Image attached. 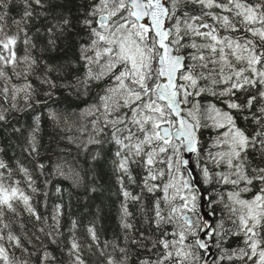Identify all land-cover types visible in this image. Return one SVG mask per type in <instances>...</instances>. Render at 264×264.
<instances>
[{
  "label": "snow or ice",
  "instance_id": "1",
  "mask_svg": "<svg viewBox=\"0 0 264 264\" xmlns=\"http://www.w3.org/2000/svg\"><path fill=\"white\" fill-rule=\"evenodd\" d=\"M16 2L23 5L20 19L9 16ZM56 2L0 0V99L20 97L28 108L30 102L46 104L35 98L29 77L48 85L46 97L55 94L57 84L49 73L64 74L65 69L33 55L38 47L33 36L47 34V47L39 49L44 53L71 31L70 17L54 11ZM41 19L44 25L30 35L33 23ZM78 24L87 35L78 46L82 72L60 86L81 96L94 84L102 89L97 101L79 113L77 131L85 139H68L81 153L91 145L112 146L111 164L123 197L119 225L124 245L115 238L101 241L95 224L85 228L87 239L78 236L73 219L67 229L68 264H88L85 253H98L100 264H129L135 250L148 254L138 257L137 264H198L199 250L211 257L209 250L215 248L222 254L211 264H264V0H88ZM41 65L43 72L38 73ZM46 112L59 126L60 115ZM63 119L68 124V117ZM5 120L0 110V121ZM39 125L37 114L25 148L33 159L39 156ZM202 130L214 132L211 148L202 144ZM190 156L223 170L201 164L202 180H197L187 167ZM100 158L101 148L94 149L91 161ZM46 163L36 161L41 176ZM134 169L139 170V182ZM49 175L70 180L75 187L83 184L77 168L63 158ZM125 180L128 185L139 183L140 192L133 194ZM42 183L38 187L32 171L19 161L13 169L0 158V264H35L31 257L37 251L40 264H55L56 257L36 233L58 243L64 236L63 205L54 203L48 215L41 213L37 205L48 207L52 179ZM205 184L213 191L216 185L230 186L227 200L224 195L216 201L209 198L210 204L223 205L218 220L200 212ZM62 191L53 185L54 195ZM142 193L151 195L150 209ZM37 195L44 199L37 201ZM129 203L137 204L144 223L151 224L147 232L135 228ZM153 228L158 235L151 234ZM232 238L242 246L224 248ZM25 241L37 251L30 252Z\"/></svg>",
  "mask_w": 264,
  "mask_h": 264
},
{
  "label": "trees",
  "instance_id": "2",
  "mask_svg": "<svg viewBox=\"0 0 264 264\" xmlns=\"http://www.w3.org/2000/svg\"><path fill=\"white\" fill-rule=\"evenodd\" d=\"M23 5L16 2L10 6L9 16L10 18L20 19V11ZM88 10V0H57L54 11L57 14L68 15L72 22L71 31H69L65 37L57 40V47L48 52L41 53L39 49L41 47H47L46 39L47 34L44 35L35 34L33 39L37 42V49L33 51L38 59L46 60L54 67L63 66L65 69L64 74H58L56 72H50L49 76L57 84L52 91L55 93L51 98L44 95L49 90L48 85L40 83V81L34 77H29L36 89L35 98L39 100H47L46 104L36 105L32 103V107L28 108L27 103L17 97L16 100L0 99V110L4 111L6 116L5 121H0V158H3L11 168H16V163L28 167L32 171L34 179L37 180V186L43 187L42 181L52 179V184L48 186V207H43L42 204L37 205L41 213L48 215L51 211V205L54 203H61L63 205V216L61 219V230L64 232V236L58 238L57 244L49 242L47 237L42 236L40 233L36 235L41 236V240L47 249L56 257L55 264H68L69 257L66 254L68 247L67 238L69 233L67 231L71 224V221L75 219L78 224L77 235L87 239V233L85 228L91 224H95L97 233L101 237V241L104 239L112 240L113 238L119 240L121 246L124 245L123 233L121 232L119 225L120 204L123 199L120 192V186L116 180V173L113 170L111 164L112 159V146H99L91 145L86 152L81 153L77 144L70 143L69 137L72 139L79 138L85 139L77 129L80 127L81 121L79 119V113L87 105H91L98 99V93H101L102 85H92L87 96H81L78 93H74L71 88L61 87L66 81L73 79L74 75H80L82 72V65L78 61V46L87 40L86 30L78 24V21L83 18ZM44 20H38L33 23L30 35L35 32L36 27H42ZM71 62V64H70ZM38 73L43 72V65L37 69ZM16 83H21L16 81ZM71 93V94H70ZM23 95V94H21ZM17 105L16 108L12 107V104ZM46 109H52L60 115V125L57 126L52 120L48 118ZM39 114L40 116V131L37 135L39 145V156L33 159L29 155L25 148L28 147L30 134L34 126V117ZM68 117V124L64 123L63 117ZM88 119H92L89 117ZM202 144L205 148L212 147L211 137L214 132L211 130H202ZM101 148L102 158L95 162L91 161V153L94 149ZM63 150V151H62ZM30 151V149H29ZM203 152V149H202ZM69 161L80 172L83 178V184L80 187L73 186L70 180H66L60 177L52 178L49 174L53 169V166L61 159ZM47 162L44 169V175L36 171V161ZM195 163L198 168L199 179L202 180L200 173V165L208 163L210 170L220 171L223 169H213L212 165L208 161L201 159ZM139 170L134 169V175L139 182ZM18 178H22L17 172ZM59 184L62 194L57 196L53 194V185ZM125 185L133 194L140 192L139 183L128 185L125 180ZM209 198L213 201L218 200L220 195H224L227 200V190L230 186H215V191L212 190V185H202ZM95 187L96 191H91V188ZM144 200V206L146 209L151 208L152 197L149 194L142 193ZM250 196L251 194H246ZM44 198L42 195H37L36 200L42 201ZM163 207V205H162ZM208 208L211 212L216 211L217 216L215 220H218L222 215L223 205L220 203H208ZM129 210L133 213V222L136 229L139 231H146L151 228V224H145L143 215L138 211V205L135 203H129ZM152 213L149 211L148 216L151 218ZM51 223V219H49ZM171 225H166L165 228L171 230ZM226 227H232L230 224H226ZM31 228V225H29ZM34 231V229H32ZM153 235H158L153 228ZM31 235V232H29ZM133 235H138L136 231ZM191 239V238H190ZM33 242L39 248V242ZM29 251H37L31 245H27ZM132 249H136L135 245L128 244ZM242 246L241 242L232 238L227 240L224 244V248H235ZM202 258L204 259L205 253L199 250ZM17 256H21V253L17 251ZM221 249L215 248V253L212 257L213 260H218L221 255ZM131 255L129 264H137V258H143L148 255L146 252L135 250ZM84 258L88 261V264H100L102 260L97 253L95 256L85 253ZM35 264H40L39 252L31 257ZM202 264V260L200 262ZM219 264H240L238 261H219Z\"/></svg>",
  "mask_w": 264,
  "mask_h": 264
},
{
  "label": "water",
  "instance_id": "3",
  "mask_svg": "<svg viewBox=\"0 0 264 264\" xmlns=\"http://www.w3.org/2000/svg\"><path fill=\"white\" fill-rule=\"evenodd\" d=\"M187 167H188V169H190L192 171L193 175L197 177V180H200L199 175H198V170H197L195 162H194V156H190V163ZM200 191L203 193V196L201 197V201H202V207L200 208L201 214L209 220H215V217H212L210 215V213H212V212L208 208L209 196L207 195L205 188L202 186ZM202 251H204V250H202ZM209 251L213 252V255H214L215 249H210ZM212 256L211 257L206 256V259H205V260H209L210 264H211ZM203 264H204V261H203Z\"/></svg>",
  "mask_w": 264,
  "mask_h": 264
},
{
  "label": "rangeland",
  "instance_id": "4",
  "mask_svg": "<svg viewBox=\"0 0 264 264\" xmlns=\"http://www.w3.org/2000/svg\"><path fill=\"white\" fill-rule=\"evenodd\" d=\"M215 150H216L215 148H212V151H215ZM182 171H183V169H182ZM185 175H187V172H185ZM176 203L179 204V203H182V202H181L179 199H177ZM199 255L201 256L200 253H199ZM201 257H202V256H201ZM205 258H206V257H205ZM201 260H203V258H202ZM201 260L198 262V264H200ZM204 260H205V259H204ZM211 261H212V259H211Z\"/></svg>",
  "mask_w": 264,
  "mask_h": 264
}]
</instances>
